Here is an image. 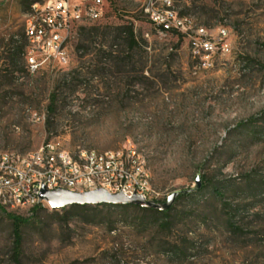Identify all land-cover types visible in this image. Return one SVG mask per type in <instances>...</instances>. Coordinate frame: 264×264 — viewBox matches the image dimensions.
<instances>
[{
  "label": "rangeland",
  "instance_id": "374dc122",
  "mask_svg": "<svg viewBox=\"0 0 264 264\" xmlns=\"http://www.w3.org/2000/svg\"><path fill=\"white\" fill-rule=\"evenodd\" d=\"M107 2L103 19L73 27L68 65L31 75L7 50L12 36L26 47L35 0H0V151L130 141L160 202L179 197L166 215L0 208V264H264V0L178 1L197 24L231 30L232 52L196 72L185 36L159 39L137 0Z\"/></svg>",
  "mask_w": 264,
  "mask_h": 264
},
{
  "label": "built area",
  "instance_id": "2783aa9c",
  "mask_svg": "<svg viewBox=\"0 0 264 264\" xmlns=\"http://www.w3.org/2000/svg\"><path fill=\"white\" fill-rule=\"evenodd\" d=\"M108 0H39L36 1L38 18L27 16L24 36L26 70L34 75L48 62L59 66L69 63L68 43L73 27L103 19ZM151 24L160 25L159 39L178 34L188 39L194 70H211L216 60L232 52L231 30L219 25L208 28L182 15L179 0H137ZM149 38V34L145 35ZM60 148V158L51 157V149ZM89 155V163H81V156ZM53 162H67L71 166L72 189L79 193L103 189L110 194L127 198L142 197L145 201L160 202V193L153 188L152 175H142L140 155L133 154L130 143L109 152L78 149L71 152L52 139L26 153L0 151V205L5 206V192H13L18 205L28 204L51 208L40 198L43 189H61V170L53 169ZM52 168V175H45Z\"/></svg>",
  "mask_w": 264,
  "mask_h": 264
},
{
  "label": "water",
  "instance_id": "95a60500",
  "mask_svg": "<svg viewBox=\"0 0 264 264\" xmlns=\"http://www.w3.org/2000/svg\"><path fill=\"white\" fill-rule=\"evenodd\" d=\"M198 187H200V181L197 180ZM179 196L176 193L170 196L166 203H156L152 201H145L142 197L134 196L127 198L122 194H110L103 189L97 191L74 193L63 189H57L54 191H47L43 189L41 191L40 198L47 201L52 210H60L73 205L78 206H98V205H134L144 208H153L161 211L168 210L174 200Z\"/></svg>",
  "mask_w": 264,
  "mask_h": 264
},
{
  "label": "bare ground",
  "instance_id": "6f19581e",
  "mask_svg": "<svg viewBox=\"0 0 264 264\" xmlns=\"http://www.w3.org/2000/svg\"><path fill=\"white\" fill-rule=\"evenodd\" d=\"M32 8H36V2L32 4L31 10L29 15L31 18H38V10H32ZM160 30V25L154 24ZM130 149L133 154L140 155L143 159V155L139 154L134 146L131 144L130 141ZM51 157L52 158H60V148H52L51 149ZM81 163H89V155H82L81 156ZM53 169L61 170V174L64 177H61V189L67 190L74 193H79L77 189H72V182H71V166L70 163L67 162H53ZM150 171L148 168V163H142L141 166V174L142 175H149ZM45 175H52V168H45ZM2 209L8 210H16V209H30V205L28 204H21L18 205L15 202V196L13 192H5V206L0 205Z\"/></svg>",
  "mask_w": 264,
  "mask_h": 264
},
{
  "label": "trees",
  "instance_id": "16d2710c",
  "mask_svg": "<svg viewBox=\"0 0 264 264\" xmlns=\"http://www.w3.org/2000/svg\"><path fill=\"white\" fill-rule=\"evenodd\" d=\"M36 1H39V0H35V2ZM123 34L126 36L128 45L132 48V50H134L135 48L139 47V42L137 40V37L135 35V31H134L133 27H128V28L123 29V31L120 32V35H123ZM18 44L21 45V46H18ZM24 48H25V45L23 43H20V40L17 39L16 36H14V37L12 36L10 38L7 51H8V53H10L9 55L11 56V59H12L13 62L16 63L18 61V58H19V56L21 54L24 55ZM100 206H109V207H114V208H134V209H138V210H141V211H149V212L158 213V214H162V215H166L172 209V207H170L166 211H161V210H158V209L144 208V207H139V206H134V205H124V206L98 205V206H94V207H100ZM87 207L88 206L73 205V206H70L68 208H82V209H84V208H87ZM36 209H43V208L42 207H36V208H33L32 210L35 211ZM66 209L67 208L60 209V210H53V211H55V212L66 211ZM14 235L16 237V249H17L16 253H17V255H19L20 254V249H21V246H22V232H21L20 221L19 222L18 221L15 222Z\"/></svg>",
  "mask_w": 264,
  "mask_h": 264
}]
</instances>
